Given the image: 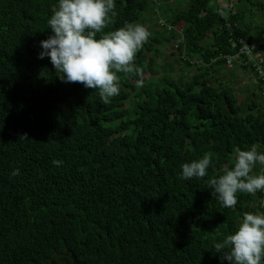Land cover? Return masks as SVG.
<instances>
[{"label":"trees","instance_id":"trees-1","mask_svg":"<svg viewBox=\"0 0 264 264\" xmlns=\"http://www.w3.org/2000/svg\"><path fill=\"white\" fill-rule=\"evenodd\" d=\"M58 2L0 0V264H63L45 260L66 249L84 264H231L214 245L264 211V191L225 208L208 180L234 148L264 151V0H115L105 31L146 26L135 63L149 74H121L107 105L39 58ZM205 152L206 177L182 179Z\"/></svg>","mask_w":264,"mask_h":264},{"label":"clouds","instance_id":"clouds-1","mask_svg":"<svg viewBox=\"0 0 264 264\" xmlns=\"http://www.w3.org/2000/svg\"><path fill=\"white\" fill-rule=\"evenodd\" d=\"M114 9L115 0H59L47 20L53 34L41 41L43 51L39 53L40 59L50 58L63 82L82 83L95 89L105 105L119 95L121 74L136 76L137 87L143 85V68L135 60L151 36L148 28L137 22H126L115 30L105 31ZM180 52L184 57L185 52ZM20 139H27L26 134ZM234 152L232 165L208 180L212 195L225 208L237 204L238 193L255 196L258 191H264V151L253 143L243 150L236 147ZM212 158L211 152H205L201 158L183 163L181 178L203 179ZM52 163L60 166L62 161ZM18 174L19 169L12 173ZM214 248L222 252V260L227 259L231 264H264V211L243 213L236 230ZM64 252L67 254L62 255ZM64 252L53 253L45 262L57 257L63 264H70V255L79 261L70 250Z\"/></svg>","mask_w":264,"mask_h":264},{"label":"rangeland","instance_id":"rangeland-1","mask_svg":"<svg viewBox=\"0 0 264 264\" xmlns=\"http://www.w3.org/2000/svg\"><path fill=\"white\" fill-rule=\"evenodd\" d=\"M168 2H172V0H168ZM169 46L170 48H166V49H163V54L166 56V60L171 63L174 67H179L180 64L179 62H177L176 58H177V53H178V49L176 48L177 47V42H175V40H171L169 42ZM174 51V52H172ZM156 62L158 64H163L164 63V59H160V58H157L156 59ZM161 70H159L160 72ZM230 73H234V74H237L238 71L237 70H233V71H230ZM230 73L228 75H230ZM148 74L149 72L147 71V74H145V78L148 77ZM161 74V73H159ZM185 74H187L188 76L191 74V71H185ZM251 85V79H250V75L247 74V73H238L237 74V80H236V84L235 86L237 87H243V86H250ZM237 97H238V100L240 102L241 100V96L237 94ZM125 106H127L129 104V101H125Z\"/></svg>","mask_w":264,"mask_h":264},{"label":"water","instance_id":"water-1","mask_svg":"<svg viewBox=\"0 0 264 264\" xmlns=\"http://www.w3.org/2000/svg\"><path fill=\"white\" fill-rule=\"evenodd\" d=\"M66 254H67V252L62 253V255H66ZM70 258L72 260L70 264H83L82 262L77 261L72 255H70Z\"/></svg>","mask_w":264,"mask_h":264}]
</instances>
